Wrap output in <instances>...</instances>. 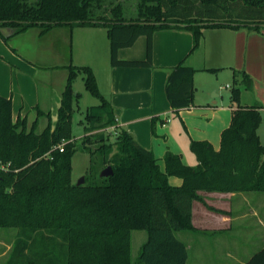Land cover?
<instances>
[{"label": "trees", "instance_id": "16d2710c", "mask_svg": "<svg viewBox=\"0 0 264 264\" xmlns=\"http://www.w3.org/2000/svg\"><path fill=\"white\" fill-rule=\"evenodd\" d=\"M132 10L116 0H0V27L20 32L39 26L45 32L61 24H103L112 65L151 66L156 29L190 30L193 50L205 27L264 26V0H135ZM140 35L147 38L146 57L118 58V49L132 45ZM67 68L56 121L52 125L47 114L48 123L40 132L35 122L27 129L26 118H12L10 98L0 95V226L16 228L2 264H186V244L176 231L194 229L193 200L221 212L206 204L199 191H264L257 105L232 110L219 149L208 141L192 140L196 164H185L179 154L167 151L161 168L151 150L116 126L92 69L72 64ZM194 71L180 61L169 73L165 93L173 109L193 103ZM78 73L83 74L86 89L100 99L86 109L84 131L111 124L117 128L112 140L102 134L83 137L90 170L88 181L80 185L71 181L76 151L71 116L78 96L72 81ZM234 84L231 101L238 103L240 85L249 88L251 79L241 72V80L235 78ZM43 113L37 109L38 115ZM94 143L97 146L92 147ZM107 165L112 174L98 177ZM169 176L182 178V183L170 184ZM135 229H144L147 236L132 261L130 232ZM243 264H264V244Z\"/></svg>", "mask_w": 264, "mask_h": 264}, {"label": "crops", "instance_id": "0c3cea01", "mask_svg": "<svg viewBox=\"0 0 264 264\" xmlns=\"http://www.w3.org/2000/svg\"><path fill=\"white\" fill-rule=\"evenodd\" d=\"M192 45L190 30L163 27L152 33L151 66H114L110 62L107 26L103 24H61L45 32L39 26L20 32L11 28L8 36L0 32V95L10 98L12 118H26L28 129L35 122L40 132L48 123L47 114L52 125L56 121L67 66H89L100 94L112 107L117 127L126 129L151 150L161 168L167 151L179 154L185 164L194 165L191 141L205 140L219 149L221 132L230 124L237 105H257L260 114L264 113V26L205 27L198 46L192 50ZM146 49L147 38L140 35L132 45L119 48L117 56L142 60ZM180 61L195 69L194 99L189 106L173 109L165 86L169 73ZM241 72L250 77L251 86L241 84L239 101L232 103L231 90H225L228 86L232 89L235 78L241 80ZM72 88L75 89L73 81ZM79 93H74L78 94L73 101L77 108ZM37 109L44 113L38 115ZM168 181L180 185L182 178L169 176ZM199 193L206 204L221 210H210L201 201L193 200L194 229L189 231L197 235L196 250L200 253L206 254L208 241L203 237L227 231L237 219L258 217L256 207L248 206L251 197L256 199L249 195L250 191ZM261 200L264 198L258 201L262 209ZM236 204H240V210L234 211ZM257 221L264 227V220ZM184 243L188 250V241ZM245 260L236 258L239 264Z\"/></svg>", "mask_w": 264, "mask_h": 264}, {"label": "rangeland", "instance_id": "374dc122", "mask_svg": "<svg viewBox=\"0 0 264 264\" xmlns=\"http://www.w3.org/2000/svg\"><path fill=\"white\" fill-rule=\"evenodd\" d=\"M116 1H121L123 5L128 8V10H132L135 6V0ZM229 84L231 85V82ZM73 86L75 87L74 93L77 91L80 92V109L73 106L74 109L71 116L72 139H74L76 144V151L71 158V181L76 184V181L81 176L84 177L83 183L88 181V171L90 170V156L81 144L83 137L86 134H102L105 138L112 140L114 133L117 132V128L115 124H111L98 126V128L92 131H84V110L86 106L97 104L99 99L86 89L83 74H78L77 78L73 80ZM230 90L231 89L228 86L225 92L229 93ZM258 131L260 136L259 138L261 142L264 143V113H261V121L258 126ZM62 143H64V141L60 144ZM95 146H97V143L92 145V147ZM249 195H254L256 197V199L251 197V201L248 203V206L250 207L251 205L256 207L257 212H259V218L249 217L246 219H237L227 231L223 233H213L209 236L203 237L202 239L208 241L206 242L207 244L205 247L206 254L200 253L196 250L198 245H196L197 235L195 233H192L189 230L176 231V235L179 239L188 241L189 246L187 250L186 264H239L236 261L237 257L247 259L252 253L257 251L262 244H264V227L259 225L257 221L264 220V212H262L264 211L262 210L264 208L261 209V204L258 202L259 199L264 198L262 197L264 196V191H250ZM239 206L240 204H236L234 211L240 210ZM15 232L16 228L13 226H0V264L6 260L9 254ZM146 236L147 234L144 229H135L130 232L132 261H135Z\"/></svg>", "mask_w": 264, "mask_h": 264}, {"label": "water", "instance_id": "95a60500", "mask_svg": "<svg viewBox=\"0 0 264 264\" xmlns=\"http://www.w3.org/2000/svg\"><path fill=\"white\" fill-rule=\"evenodd\" d=\"M0 32L3 36H8L11 33V28L9 26H1ZM112 174V167L111 165H107L99 170L98 177H107ZM84 181V177L81 176L77 181L76 185L82 184Z\"/></svg>", "mask_w": 264, "mask_h": 264}, {"label": "built area", "instance_id": "2783aa9c", "mask_svg": "<svg viewBox=\"0 0 264 264\" xmlns=\"http://www.w3.org/2000/svg\"><path fill=\"white\" fill-rule=\"evenodd\" d=\"M62 144H63V143H62ZM62 144H59L58 146L61 148V145H62Z\"/></svg>", "mask_w": 264, "mask_h": 264}]
</instances>
